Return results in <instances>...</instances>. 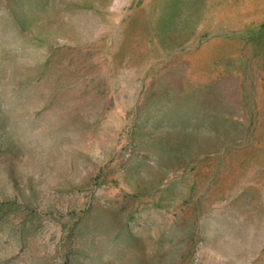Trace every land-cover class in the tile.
Instances as JSON below:
<instances>
[{
    "label": "rangeland",
    "instance_id": "rangeland-1",
    "mask_svg": "<svg viewBox=\"0 0 264 264\" xmlns=\"http://www.w3.org/2000/svg\"><path fill=\"white\" fill-rule=\"evenodd\" d=\"M0 264H264V0H0Z\"/></svg>",
    "mask_w": 264,
    "mask_h": 264
}]
</instances>
